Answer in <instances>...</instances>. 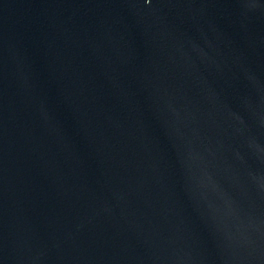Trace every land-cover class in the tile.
I'll return each mask as SVG.
<instances>
[{"label": "water", "instance_id": "1", "mask_svg": "<svg viewBox=\"0 0 264 264\" xmlns=\"http://www.w3.org/2000/svg\"><path fill=\"white\" fill-rule=\"evenodd\" d=\"M0 264H264V0H0Z\"/></svg>", "mask_w": 264, "mask_h": 264}]
</instances>
